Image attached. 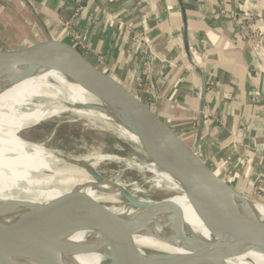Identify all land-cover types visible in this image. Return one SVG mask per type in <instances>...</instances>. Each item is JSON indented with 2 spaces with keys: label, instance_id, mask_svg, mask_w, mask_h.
I'll return each mask as SVG.
<instances>
[{
  "label": "crops",
  "instance_id": "0c3cea01",
  "mask_svg": "<svg viewBox=\"0 0 264 264\" xmlns=\"http://www.w3.org/2000/svg\"><path fill=\"white\" fill-rule=\"evenodd\" d=\"M11 1L16 40L7 48L41 41L20 0ZM28 2L46 32L67 42L65 23L75 0ZM82 5L70 22L83 49L148 95L216 175L264 198V58L260 64L251 44L235 34L240 13L264 8V0H86ZM259 24L264 31V19ZM135 33L142 35L143 48L132 39Z\"/></svg>",
  "mask_w": 264,
  "mask_h": 264
},
{
  "label": "bare ground",
  "instance_id": "6f19581e",
  "mask_svg": "<svg viewBox=\"0 0 264 264\" xmlns=\"http://www.w3.org/2000/svg\"><path fill=\"white\" fill-rule=\"evenodd\" d=\"M67 113L132 142L148 157L119 107L70 81L53 67L40 66L26 72L24 65H0V200L7 201L0 203L2 223L26 210L13 201L43 204L77 191L103 203L130 225L127 240L139 253H114L106 232L91 229L49 239L52 254L61 264H264V253L242 247L231 237L206 227L193 211L179 177L160 163L97 153L99 147L96 150L94 145L86 154H65L23 136L26 129L58 120ZM152 148L160 157L167 153L163 141H154ZM104 161L120 162L150 173L149 183L153 187L173 193H163L164 199H152L146 196L142 185L107 177L108 169H99L102 179H96L93 172ZM125 192L150 207L120 206L115 200L127 201ZM234 201L239 211L264 221L263 205H252L235 196ZM6 258L15 264H40L28 255L12 254Z\"/></svg>",
  "mask_w": 264,
  "mask_h": 264
},
{
  "label": "water",
  "instance_id": "95a60500",
  "mask_svg": "<svg viewBox=\"0 0 264 264\" xmlns=\"http://www.w3.org/2000/svg\"><path fill=\"white\" fill-rule=\"evenodd\" d=\"M20 2L31 24L41 34L42 40L20 49L0 46V65H24L26 72L40 66L53 67L70 81L119 107L141 139L148 158L179 177L182 190L193 211L206 227L231 237L242 247L264 253V221L239 211L234 196L246 203L263 206L264 198L216 175L200 157L198 149L192 148L159 114L148 95L88 52L50 36L28 0ZM201 80L203 100L206 84L203 76ZM198 113L202 114L203 108ZM200 125L202 126L201 121ZM154 141L165 143L166 157L154 153ZM201 143L199 135L198 148ZM93 173L96 179H102L97 170ZM125 199L133 207H150L127 192ZM2 202L7 203L6 200H0ZM13 204L26 210L8 222L0 221V264H15L6 258L12 254L34 257L40 264H61L52 254L49 239L91 229L106 232L107 243L114 253L132 256L133 253H139L127 240V229L130 225L103 203L84 193L72 191L43 204L27 201H13ZM1 215L4 213L0 211Z\"/></svg>",
  "mask_w": 264,
  "mask_h": 264
},
{
  "label": "rangeland",
  "instance_id": "374dc122",
  "mask_svg": "<svg viewBox=\"0 0 264 264\" xmlns=\"http://www.w3.org/2000/svg\"><path fill=\"white\" fill-rule=\"evenodd\" d=\"M11 2V0H0V46L4 48L12 45L16 40V31L13 28L14 24H16L14 15H17V10ZM32 32L34 33V31ZM27 40L32 42L30 38H27ZM23 136L34 142L42 143L47 148L60 150L65 154L71 152L86 154L90 152L89 147L94 145L96 150L97 146L99 147L97 153L116 155L125 159L133 158L135 161L141 163L149 160L148 157L139 152L132 142L108 130L92 126L85 120L68 113L62 115L58 120L53 119L48 123L26 129L23 132ZM99 169H108L110 172L107 174V177L110 179L118 180L122 183L135 182L144 186L147 191L146 196L152 199H161L165 197L164 194L167 196L173 193V191L167 189L160 191L163 188L153 187L149 183L151 178L150 173L141 172L133 167H126V165L120 162L104 161L99 165L97 171H100ZM0 177L2 176L0 175ZM49 183H52V181ZM115 202L119 203L120 206L124 205L128 209L134 208L124 200H120V202L115 200Z\"/></svg>",
  "mask_w": 264,
  "mask_h": 264
},
{
  "label": "built area",
  "instance_id": "2783aa9c",
  "mask_svg": "<svg viewBox=\"0 0 264 264\" xmlns=\"http://www.w3.org/2000/svg\"><path fill=\"white\" fill-rule=\"evenodd\" d=\"M86 0H75V8L70 16V18L66 21L65 25L69 30L68 33V41L71 45L82 49L83 51H87L83 49V44L80 42V38L76 35L75 31L72 29V22L73 17H75L78 12L82 9V3ZM264 19V8H256L255 10H246L240 13L238 21H237V28H236V35L242 38L243 41H246L251 44L254 51L258 54V61L260 64L263 62L264 58V31L260 28L259 20L262 21ZM71 27V28H70ZM120 28L126 34H130L129 28H123L120 25ZM132 39L137 42L139 48H143L145 42L143 41V37L140 33H135L132 35ZM204 112V111H203ZM236 131V130H235ZM234 131V132H235Z\"/></svg>",
  "mask_w": 264,
  "mask_h": 264
}]
</instances>
